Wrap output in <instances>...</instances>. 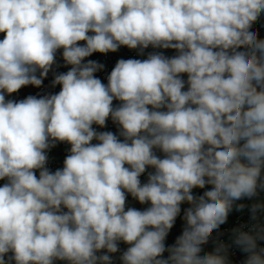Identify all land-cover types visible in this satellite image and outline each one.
Returning a JSON list of instances; mask_svg holds the SVG:
<instances>
[{
    "label": "clouds",
    "instance_id": "obj_1",
    "mask_svg": "<svg viewBox=\"0 0 264 264\" xmlns=\"http://www.w3.org/2000/svg\"><path fill=\"white\" fill-rule=\"evenodd\" d=\"M262 19L264 0H0V264H264ZM121 48L152 51L105 83L90 57Z\"/></svg>",
    "mask_w": 264,
    "mask_h": 264
},
{
    "label": "built area",
    "instance_id": "obj_2",
    "mask_svg": "<svg viewBox=\"0 0 264 264\" xmlns=\"http://www.w3.org/2000/svg\"><path fill=\"white\" fill-rule=\"evenodd\" d=\"M147 51H152V49H148ZM146 53L145 56H140L138 55V53L136 51L133 50H129L127 48H121L118 52L116 53H109L107 55H102V54H98V58L96 59L98 62L102 63L105 65V69L102 72H98L97 75L106 83V76L107 74L111 71L112 67H114L115 62L120 59V58H146ZM165 54L168 56L174 55L175 53L172 50H166ZM95 54L92 56L94 57ZM92 57H90V59H92ZM184 79H187L186 75L184 76ZM45 87L42 89H36L33 91L32 94H36L37 92H49V91H58V87L56 89H52L51 87H49V81L45 80ZM107 130H111V131H116V127L112 124V122L109 120L108 125H107ZM56 147H61L64 149L69 148V145L67 144H57ZM63 166V161H57V160H53L49 158V167L52 168L53 170H55L58 167H62ZM145 179V177H142V180ZM132 201L131 197H129V201ZM249 220V212L248 210L244 211L243 213H241L240 215L236 216L235 218H233L231 221H229L228 223H226L224 226H222L221 231L224 232V237L226 238L229 233L230 230L233 227L238 226L241 223L247 222ZM179 221V219H178ZM177 221V225L173 228L172 232L170 233L168 240H167V244H172L174 242V239L177 235L180 234L181 231V226L178 224ZM118 255V254H117ZM233 261L236 262V264H238L239 261H241L243 259V254L240 253L238 250H234V255L232 257ZM118 263V262H117Z\"/></svg>",
    "mask_w": 264,
    "mask_h": 264
},
{
    "label": "rangeland",
    "instance_id": "obj_3",
    "mask_svg": "<svg viewBox=\"0 0 264 264\" xmlns=\"http://www.w3.org/2000/svg\"><path fill=\"white\" fill-rule=\"evenodd\" d=\"M262 24H264V19H262V21L258 23L255 27L259 30L261 37H264V27H262ZM32 92H33V87L29 86L27 88L22 89L17 95L27 96L29 94H32ZM98 130H107V129H98ZM65 155H67V149L61 147H55L49 151V158L53 160L63 161ZM129 206L142 209L147 205H140L138 202L133 201L129 203ZM178 224L182 227V221L179 220ZM120 247L123 250L124 248H126V245L121 244Z\"/></svg>",
    "mask_w": 264,
    "mask_h": 264
},
{
    "label": "crops",
    "instance_id": "obj_4",
    "mask_svg": "<svg viewBox=\"0 0 264 264\" xmlns=\"http://www.w3.org/2000/svg\"><path fill=\"white\" fill-rule=\"evenodd\" d=\"M98 58V54H95V56L94 57H92V59H94V60H96ZM61 63H62V61H60ZM67 70V69H66ZM49 77H51V76H49ZM35 90V88H33V91ZM33 93V92H32ZM23 97H25L24 95H17V97L16 98H23ZM199 191V190H198ZM134 200H132V201H130V202H128V203H131V202H133ZM248 203H251L250 201H248ZM170 245V244H169ZM207 250H211V245H209V246H207ZM167 255V253H165V256Z\"/></svg>",
    "mask_w": 264,
    "mask_h": 264
},
{
    "label": "trees",
    "instance_id": "obj_5",
    "mask_svg": "<svg viewBox=\"0 0 264 264\" xmlns=\"http://www.w3.org/2000/svg\"><path fill=\"white\" fill-rule=\"evenodd\" d=\"M59 71H66V68L61 67V68L59 69ZM50 80H51V77H49L48 80H46V81H49V82H50ZM245 203H248V201L246 200ZM246 210H247V209H245L244 211H246ZM240 214H241V213L238 214V213H235V212H234V213L230 216L228 222L231 221L233 218H235L236 216H238V215H240ZM228 222H227V223H228Z\"/></svg>",
    "mask_w": 264,
    "mask_h": 264
}]
</instances>
